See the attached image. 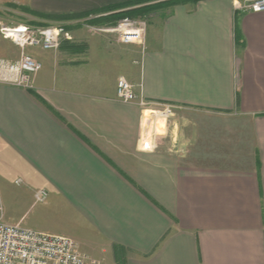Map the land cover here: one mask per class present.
<instances>
[{"label":"crops","instance_id":"crops-1","mask_svg":"<svg viewBox=\"0 0 264 264\" xmlns=\"http://www.w3.org/2000/svg\"><path fill=\"white\" fill-rule=\"evenodd\" d=\"M133 1L18 0L89 19ZM241 1L173 6L148 25L144 51L81 30L34 55L33 89L0 84V168L48 194L43 224L26 230L84 244L99 262L118 247L125 264H264V13L239 12ZM120 77L151 105L118 102ZM161 105L173 115L145 117Z\"/></svg>","mask_w":264,"mask_h":264},{"label":"built area","instance_id":"built-area-1","mask_svg":"<svg viewBox=\"0 0 264 264\" xmlns=\"http://www.w3.org/2000/svg\"><path fill=\"white\" fill-rule=\"evenodd\" d=\"M235 6L239 12L264 13V0H243ZM146 30L145 22L125 18L115 26L99 28L95 31L101 34H114L118 44L140 46L144 51ZM0 37L21 52L19 59L15 62L0 59V84L24 90L33 89L32 77L42 70L41 63L25 52L31 48L44 53L55 52L62 42L72 41L71 35L61 28L32 27L31 25L0 26ZM134 92V86L125 78H118L114 93L118 102L142 108L151 105L144 102L142 98H138ZM157 107L161 109L152 113L162 120L173 115V107L170 105ZM148 141L144 146L146 150L153 146ZM19 183L21 180L15 182V184ZM32 196L35 204H42L46 201L48 194L40 190ZM1 208L0 203V264H102L82 254L77 243L70 238L38 233L31 229L26 230L20 224L10 225L3 222Z\"/></svg>","mask_w":264,"mask_h":264},{"label":"rangeland","instance_id":"rangeland-1","mask_svg":"<svg viewBox=\"0 0 264 264\" xmlns=\"http://www.w3.org/2000/svg\"><path fill=\"white\" fill-rule=\"evenodd\" d=\"M173 1H186V0H171ZM167 0H158L146 3L141 6L133 7L125 16L132 21H141L145 22L148 28V25H152L158 18L166 17L169 12L172 10L174 5ZM29 6H25L22 2H18V0L14 2H8L6 0H0V26H17V25H26L32 27H55L61 28L71 35L72 41H75L77 34L79 35L81 32L85 34H94L99 36L109 37L111 39H115L114 34H101L96 33V29L99 28H110L115 26L120 19L116 20V17H99L98 14H93L92 19H89L90 14L82 15V16H67L64 19H42L35 15L36 12L30 11ZM39 14V13H38ZM97 16V17H96ZM111 20V21H110ZM109 23V24H108ZM62 44V43H61ZM59 48L57 51L62 48ZM55 51V52H57ZM41 51L36 49H29L25 53L31 55V57H35L34 55L40 53ZM49 52V53H55ZM20 51L16 49L11 43L4 41L0 37V59L15 62L20 57ZM152 117L154 120L159 122H164L160 117H157L155 114H147L145 117ZM147 117V119H148ZM150 118V120H152ZM164 124V123H163ZM160 131V130H159ZM17 179H21V183L15 184ZM32 189H34L28 181L26 177L18 172V170L11 165V163H6L4 166L0 168V203L2 206L3 214L15 215L22 217L24 216V222L22 226L24 227L26 224L31 222H37L38 224H43L41 218L37 214L41 215L43 204L38 205L35 209H31L32 205ZM38 212V213H37ZM48 212L53 213V223L56 227H61L62 220L64 219L63 212L58 210L57 207L54 209L48 210ZM52 215V214H51ZM63 217V218H62ZM79 250L85 251L86 248L84 244H79ZM102 264H116L115 261L113 263L102 262Z\"/></svg>","mask_w":264,"mask_h":264},{"label":"trees","instance_id":"trees-1","mask_svg":"<svg viewBox=\"0 0 264 264\" xmlns=\"http://www.w3.org/2000/svg\"><path fill=\"white\" fill-rule=\"evenodd\" d=\"M152 1H158V0H136V1L121 4V5L111 6V7H108L106 9L97 11L94 14L110 13L109 16H105V17H111V18L116 17V20L117 19L121 20V19H125L124 15H126L130 10H132L133 7L141 6V5H144V4L152 2ZM198 1H200V0H186V1H181V2L180 1H173L170 3H173L174 5H180V4H186V3H189V4L190 3H196ZM35 15L42 18V19L43 18L44 19H64V18H67V16H50V15H43V14H38V13H35ZM123 253H124V251L121 248L116 247L114 249V259H115L116 264H125Z\"/></svg>","mask_w":264,"mask_h":264}]
</instances>
